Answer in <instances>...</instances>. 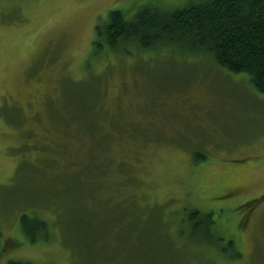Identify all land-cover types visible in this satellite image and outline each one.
I'll use <instances>...</instances> for the list:
<instances>
[{
	"label": "rangeland",
	"instance_id": "obj_1",
	"mask_svg": "<svg viewBox=\"0 0 264 264\" xmlns=\"http://www.w3.org/2000/svg\"><path fill=\"white\" fill-rule=\"evenodd\" d=\"M200 1L0 0V264H264V94L204 55L93 46L113 10Z\"/></svg>",
	"mask_w": 264,
	"mask_h": 264
},
{
	"label": "trees",
	"instance_id": "obj_2",
	"mask_svg": "<svg viewBox=\"0 0 264 264\" xmlns=\"http://www.w3.org/2000/svg\"><path fill=\"white\" fill-rule=\"evenodd\" d=\"M93 46L97 53L105 47L123 53L169 49L204 55L226 72L247 76L253 88L264 94V0H203L172 11L147 5L130 18L113 10L96 27ZM200 215L195 210L187 213L195 231ZM20 228L30 243L49 236L46 222L34 215L22 214ZM7 264L32 263L10 260Z\"/></svg>",
	"mask_w": 264,
	"mask_h": 264
}]
</instances>
